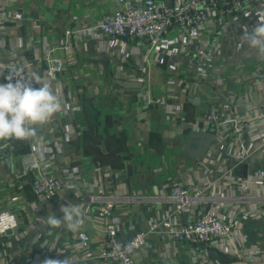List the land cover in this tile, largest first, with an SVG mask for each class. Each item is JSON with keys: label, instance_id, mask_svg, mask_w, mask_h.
<instances>
[{"label": "crops", "instance_id": "1", "mask_svg": "<svg viewBox=\"0 0 264 264\" xmlns=\"http://www.w3.org/2000/svg\"><path fill=\"white\" fill-rule=\"evenodd\" d=\"M0 4L24 14L0 28V83L7 82L4 66L15 60L27 64L29 79L33 74L42 78L48 44H58L57 54L67 62L56 79L44 80L62 97L63 110L39 127L36 139L0 141V210H11L19 222L17 229L0 235V264H46L57 251L80 255L76 243L81 231L90 236V250L99 252L106 236L94 214L97 201L105 196L116 198L115 215L126 235L151 220L185 219L187 213L177 214L165 196L174 182L213 179L203 173L201 164L213 144L214 156L223 157L226 171L236 179H219L212 207L216 204L217 212L236 226L237 252L217 248L222 256L209 251L210 259L215 264H264V216L244 217L239 210L259 207L258 194L245 191L241 182L257 185L264 172L261 140L253 141L254 151L242 162L234 151L228 152L231 135L223 131L198 158L185 149L192 134L202 132L192 122L212 105L219 104L232 115L247 108L239 104V97L254 107L264 101V78L254 74L264 75L257 62L264 54L256 49V58L241 60L227 53L207 67L208 77L203 78L196 71L197 51L185 54L176 46V51H156L138 42H115L102 33H78L103 13L115 11L117 0H0ZM159 55L168 57L165 67L157 63ZM148 91L175 105L176 111L169 112L167 105L146 107ZM242 138L248 143L246 133ZM25 155L46 161L64 179L62 190L49 201L36 200L35 171L25 165ZM68 203L84 210L77 231L52 227L47 221L50 213L62 217L60 205ZM207 205L200 207L206 211ZM135 258L137 264H191L190 246L160 235L150 236ZM82 264L115 263L93 256Z\"/></svg>", "mask_w": 264, "mask_h": 264}, {"label": "built area", "instance_id": "2", "mask_svg": "<svg viewBox=\"0 0 264 264\" xmlns=\"http://www.w3.org/2000/svg\"><path fill=\"white\" fill-rule=\"evenodd\" d=\"M117 4L115 11L103 13L93 25L83 26L78 33H102L115 42H138L156 51H176V47L185 54L197 51L199 63L196 71L203 78L208 77L207 67L227 53L230 58L239 57L241 60L257 57L256 49L250 47L242 37L246 29L251 30L264 19V0H117ZM22 18V11L7 9L0 4V28L10 19ZM58 50L59 46L55 43L45 47L43 80L56 79L67 69V62L57 54ZM156 61L162 64V55L157 56ZM257 62L264 68V55L258 57ZM239 63L240 68L244 67V63ZM192 65L195 66L193 63ZM4 68L5 76L29 79V67L23 62L11 61ZM254 74L264 78L258 71ZM146 98V107L167 105L169 112L176 111L175 105L167 104L163 98L151 97L149 91ZM238 102L247 108L228 115L224 113L221 105L214 104L193 121L192 125L195 130L215 136L219 131L229 133L231 142L228 152L234 151L242 162L254 151V140L260 139L264 148V101L256 107L242 97L238 98ZM244 133L248 135V143L242 138ZM2 147L6 150L7 144ZM214 150L213 144L201 160L203 173L213 177L210 182H174L169 194L165 196V199L174 204L177 214L187 213L185 219L151 220L145 228L129 235L124 233L123 239L120 234V219L115 215L116 198L105 196L97 201L94 214L102 222L106 236L104 246L99 252L94 254L90 250V236L81 231L76 243V252H80V255L57 251L47 261L82 264L86 259L98 256L115 264H137L136 252L148 244L152 235H160L172 243L190 246L191 264H215L209 256L211 248L237 252L234 248L236 226L217 212L216 204L215 208L212 207L216 199L215 185L219 179L222 176L233 181L236 179L226 171L223 157L214 156ZM23 161L28 168L35 171L32 189L37 201H49L62 190L64 179L46 161L38 160L33 155H25ZM256 184L241 182L245 191L258 194L259 204V207L253 209L239 207L244 217L264 216V172L259 173ZM205 202L209 205L207 212L200 207ZM18 225V217L14 212L0 210V235L4 236L8 230L17 229Z\"/></svg>", "mask_w": 264, "mask_h": 264}, {"label": "clouds", "instance_id": "3", "mask_svg": "<svg viewBox=\"0 0 264 264\" xmlns=\"http://www.w3.org/2000/svg\"><path fill=\"white\" fill-rule=\"evenodd\" d=\"M242 38L250 47L264 54V19L251 30L246 29ZM0 75L3 73L0 72ZM4 79L7 82L0 83V141L38 138L39 127L63 110L65 105L62 97L53 90L49 82H45L37 74L26 80L14 79L12 75H7ZM60 212L62 217H57L55 213L49 214V225H63L68 230L77 231L84 215L81 206L61 204ZM46 264L60 262L47 261Z\"/></svg>", "mask_w": 264, "mask_h": 264}, {"label": "water", "instance_id": "4", "mask_svg": "<svg viewBox=\"0 0 264 264\" xmlns=\"http://www.w3.org/2000/svg\"><path fill=\"white\" fill-rule=\"evenodd\" d=\"M163 58V63L161 64L162 67H165L167 64V60L168 57L167 56H162ZM124 85H133L135 87H141L142 83L141 82H126L123 83ZM192 139H190L188 141V143L185 145V149L188 153H190L191 155L195 156V157H200L204 151L208 148V146L212 143L213 139H214V135L213 134H209V133H204V132H197V133H193L192 134ZM194 137V138H193ZM195 138H201L200 141L195 140ZM192 142H196L198 145L202 144L200 147L198 148H193L191 146ZM209 210V205H207L206 211L207 212ZM8 233L12 232V230H8ZM120 234L122 236V238H125V234L123 229L120 230ZM210 253L213 255H216L217 257H221V253H219L216 249H211Z\"/></svg>", "mask_w": 264, "mask_h": 264}]
</instances>
